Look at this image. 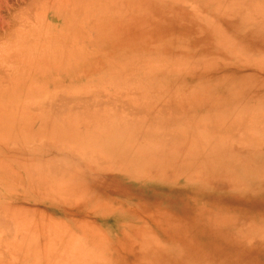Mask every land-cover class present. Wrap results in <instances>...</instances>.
Listing matches in <instances>:
<instances>
[{
    "label": "rangeland",
    "instance_id": "374dc122",
    "mask_svg": "<svg viewBox=\"0 0 264 264\" xmlns=\"http://www.w3.org/2000/svg\"><path fill=\"white\" fill-rule=\"evenodd\" d=\"M0 264H264V0H0Z\"/></svg>",
    "mask_w": 264,
    "mask_h": 264
}]
</instances>
